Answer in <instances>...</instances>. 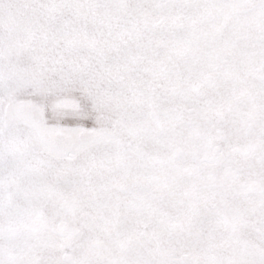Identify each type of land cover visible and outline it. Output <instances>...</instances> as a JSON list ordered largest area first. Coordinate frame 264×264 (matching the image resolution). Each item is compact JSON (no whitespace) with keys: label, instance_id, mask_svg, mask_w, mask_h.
Here are the masks:
<instances>
[{"label":"rangeland","instance_id":"rangeland-1","mask_svg":"<svg viewBox=\"0 0 264 264\" xmlns=\"http://www.w3.org/2000/svg\"><path fill=\"white\" fill-rule=\"evenodd\" d=\"M0 264H264V0H0Z\"/></svg>","mask_w":264,"mask_h":264},{"label":"trees","instance_id":"trees-1","mask_svg":"<svg viewBox=\"0 0 264 264\" xmlns=\"http://www.w3.org/2000/svg\"><path fill=\"white\" fill-rule=\"evenodd\" d=\"M201 45V44H200ZM201 47H203V48H205V43H202V45H201ZM52 59H50V61H51ZM60 65H63V62L62 63H60ZM59 65V66H60ZM54 68V67H53ZM54 72V71H53ZM55 73H57V72H54L52 75H54ZM51 75V74H50Z\"/></svg>","mask_w":264,"mask_h":264}]
</instances>
